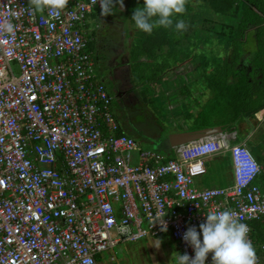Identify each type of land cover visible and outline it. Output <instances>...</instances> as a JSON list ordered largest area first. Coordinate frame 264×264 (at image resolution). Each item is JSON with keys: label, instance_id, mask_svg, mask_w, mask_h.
Returning <instances> with one entry per match:
<instances>
[{"label": "built area", "instance_id": "2783aa9c", "mask_svg": "<svg viewBox=\"0 0 264 264\" xmlns=\"http://www.w3.org/2000/svg\"><path fill=\"white\" fill-rule=\"evenodd\" d=\"M95 8L99 0H69L49 16L29 0H0V25H13L0 28V264H101L120 242L163 233L194 257L184 233L224 209L248 225L264 264L253 236L264 234V166L246 142L218 133L178 148L177 159L140 151L132 164L139 144L118 133L113 95L88 52ZM224 151L232 183L197 189Z\"/></svg>", "mask_w": 264, "mask_h": 264}, {"label": "rangeland", "instance_id": "374dc122", "mask_svg": "<svg viewBox=\"0 0 264 264\" xmlns=\"http://www.w3.org/2000/svg\"><path fill=\"white\" fill-rule=\"evenodd\" d=\"M195 1L197 2L194 7L195 9H190V11H188L189 13L182 18L187 26L186 29L182 31H177L175 29V32L167 31L169 45L167 47H162L161 50H164L165 53L158 57L149 58L147 53L142 50V45L151 43L157 47L158 44L155 39H148V33L138 30L135 25L132 24L131 18L133 14L128 15L124 13L120 16L125 23L123 27L122 22L118 21L119 23L117 24L122 28L112 25L109 22H105L103 25V20L106 16H103L100 10H98L100 11L98 17V11H96L94 15L88 16V21L85 23V26L87 24L89 27L88 31L84 30L87 39L92 38L93 31H102L100 34L107 32V36H104L106 39L110 41L122 39L125 42L124 47L126 52L131 54L132 59L130 65L133 71L134 85L137 91L140 92L141 98H143V105L141 107H130L131 120L139 132L138 137L135 135L139 143V148L132 153L133 165L139 163L140 151H150L153 153H158L159 151V153L162 152L167 155V152L159 148L161 142L168 139L171 131L182 132L190 130L193 124L187 118H193L200 106L203 107L205 105L211 108V105L207 104V100L212 95L209 86H214V80L204 79L205 75L203 74L202 68L198 69L195 73L193 69L199 65V62L205 61V55L210 58L213 57V59L221 55V53L216 52L217 50L215 52L210 50L216 47L218 48L217 45L221 42L220 39L210 40L209 36H211V34H207L205 23V28L203 30L198 29V26L203 24L204 19L208 18L211 14L205 15L206 7H210L212 0ZM191 7H193L192 2ZM242 12L241 9L239 14L242 15ZM114 15H116V13L110 14V17ZM98 18L100 20H98ZM195 31L198 36L194 35ZM87 34H89V36ZM196 37L197 39H195ZM159 39L160 37L157 40ZM196 40L201 41L204 46L201 45L198 49L196 47ZM222 41L224 43L233 42L230 39ZM208 42L210 44L209 46H207ZM132 43L134 46L130 49L129 47ZM187 43H189L188 46L186 45ZM157 49L158 50L155 52L156 54L161 52L160 47ZM89 53L94 59L98 57V53L94 48H90ZM177 53L179 54L177 55ZM188 54L192 57L188 56ZM200 56L202 59H200ZM188 58L190 59L188 60ZM178 60H183V62L177 63ZM190 67H192V69ZM103 68V62L98 61L96 63V73L98 77L101 76ZM14 69L16 74H19V68L16 64H14ZM172 69L175 71H173L174 74L170 72ZM173 75L183 77V83L185 84L183 88L177 89V84L173 81V79L177 77ZM179 93L184 94V96H180ZM175 102H179L181 106L175 108ZM184 115L187 116V118H185ZM252 121L253 119H251L249 123L247 122L246 131L242 132L239 129L235 131L237 132V140L235 142L240 143L243 139L250 136V141H260L262 147H264V117L261 120L254 119V122ZM123 133L130 137L133 136L127 131ZM149 142L153 143V145L149 144ZM165 157L169 160V156ZM222 170L220 166L217 167L216 164L212 162L209 166L208 173L196 179V188L204 190L213 186H227L229 183L224 182L221 177ZM259 182L260 180L258 183ZM144 225L147 227L146 224ZM112 236L114 239L118 237L116 231H112ZM170 237V235L154 237L149 234L138 241L120 242L110 251L99 254L97 259L102 264H170L173 252L184 254L183 249H180ZM259 252L264 257V252L261 250H259Z\"/></svg>", "mask_w": 264, "mask_h": 264}, {"label": "trees", "instance_id": "16d2710c", "mask_svg": "<svg viewBox=\"0 0 264 264\" xmlns=\"http://www.w3.org/2000/svg\"><path fill=\"white\" fill-rule=\"evenodd\" d=\"M128 1V15L134 14L135 9L144 6V0ZM191 2L194 4L196 1L189 0V3L185 4V10L187 5L189 6L188 11L195 9L194 6L191 7ZM209 13H211L210 16L205 18L203 23L206 24L207 34H211L209 36L210 40L220 39V42H223L222 40L230 39L233 42L230 48L218 46L217 49H210L213 52L217 50L216 52L221 53V55L214 57V59L205 55V61L199 62L205 75L204 79L214 80V86H209L212 95L207 100V104H210L211 108H208V106L203 107L204 110L198 113L190 130L217 126H222L224 130L232 129L245 119L254 118L255 114L264 106V64L254 65L252 71L249 72L247 66L238 61L240 55L245 51L244 44L247 30L251 26H259L264 18L261 14H251V16L242 14L239 16V11L232 8L227 0H212L210 7H206L205 15ZM172 19L175 27V22L181 20L182 17L173 16ZM167 31L164 27H158L154 28L151 34H148V39H155L158 44L157 47L151 43L142 45V50L149 57L157 55L155 52L159 47L162 51V47L165 46V42L168 40ZM194 35L198 36L196 31ZM159 37L160 39L157 40ZM209 45L208 42L207 46ZM263 49V47L260 48L262 55H264ZM228 52L233 54L228 56ZM200 59H202L201 56ZM118 133L124 134L121 130V124ZM253 236L258 239L259 245L264 243V234H253Z\"/></svg>", "mask_w": 264, "mask_h": 264}, {"label": "crops", "instance_id": "0c3cea01", "mask_svg": "<svg viewBox=\"0 0 264 264\" xmlns=\"http://www.w3.org/2000/svg\"><path fill=\"white\" fill-rule=\"evenodd\" d=\"M205 1H207V0H205ZM227 1L230 3V6L232 8H234L238 11H240L242 9V11H243L242 14H245L246 16L247 15L251 16V14L252 15L253 14H261V16L264 18V0H227ZM123 3H124V8L122 9V8H120L119 0H114V4H115L114 13H116V15H114L113 17H110V15H107L105 17V19L103 20V22H104L103 25L105 24V22H109L110 24L116 25L117 27H119L120 25L117 23H119L118 21H120V22H122V27H123V24L125 22L122 21L120 16L124 13L128 14L129 1L123 0ZM186 3L188 4L189 0H186ZM195 4H197V2H195L193 4L194 7H195ZM116 9L118 12L116 11ZM188 10H189V6L187 5V9L180 16L182 18H184V16L187 15V13H189ZM96 11H98V8L93 9V11L90 14H88V16L94 15L95 14L94 12H96ZM99 12L100 11H98V14L96 13L97 17L99 16ZM200 12H201V10H200ZM88 16L86 19V23L88 21ZM239 16H240V14H239ZM98 20H100V19L98 18ZM132 24H134L133 21H132ZM122 27L120 26L119 28H122ZM204 28H205L204 23L202 25L198 26L199 30H203ZM85 29L87 31L89 30V27L87 24L85 26ZM167 29H169L168 31H174L175 32L174 25L170 28H166V31H167ZM101 32L102 31H93L92 38H90V39L88 38L89 39L88 52H89L90 48H94L98 53V57L96 59H94V57L92 56L93 59L95 60L96 63L98 61L103 62L104 68L101 71L102 72L101 76H99L98 78L100 79V81L105 83V85L107 86V89L111 93V95H112V92H114V91H112V89H110V86H113V85L116 86V88L121 87L120 89L122 91H124L123 99H121L119 102L117 100V103H118V105L122 111V117L120 118L118 116V114L117 115H116V113H114V114L117 117V119L119 120V123L121 124L122 132L127 131L128 133H131L133 135L131 137H133L137 141L138 135L134 132V130H131V128H133L138 132L137 127L132 122V120H131L132 118L130 117V113H131L130 107L131 108H135V106L141 107L143 105V98H141V94H139L140 92L137 91L136 86L134 85L133 71H132V67L130 65L132 57H131V54L126 52L125 47H124L125 42L122 39L110 41L104 37V36H107L108 33L106 32L104 34H100ZM121 34H123V33H121ZM87 35L89 36V34H87ZM167 35H168V33H167ZM170 42H171V40H170ZM196 44H197L198 49L200 48L201 45L204 46V44H202L201 41H199V40L196 42ZM168 45H169V42L167 40L165 42V47H167ZM186 45L188 46L189 43H187ZM133 46H134V44L132 43V44H130L129 48L132 49ZM217 46H225L224 48H230L232 46V42H228V43H224V42L222 43L221 42ZM244 46H245V51L243 54L240 55V58L238 61L240 63H242V65H246L248 71L251 72L254 65H256V64L262 65V63L264 64V55H262L261 50H260L261 47L264 48V20L262 21V23L259 26H251L247 30V33L245 36ZM100 48H102V52H103L101 57L99 55L100 54V52H99ZM194 52H196V51H194ZM164 53L165 52L163 50V51L159 52L157 55H155L154 57H158ZM263 53H264V49H263ZM178 54L179 53H177V55ZM232 54H233L232 52L227 53L228 56H231ZM183 56H184V54H183ZM188 56H190V54H188ZM149 58H152V57H149ZM183 59H184V57H183ZM189 59L190 58H188V60ZM179 62L181 63V62H183V60H181V61L178 60L177 63H179ZM194 66H196V65H194ZM201 67L202 66H200V64L197 65V67H194L193 72L195 73ZM190 68L192 69V67H190ZM106 69H107V72L104 74V70H106ZM173 71H174V69L170 70V72H173ZM95 72H96V64H95ZM174 72H173V74H174ZM96 75H97V73H96ZM173 76H176V75H173ZM109 78H112L114 81L106 80ZM182 78L183 77L180 76V77H177L176 79H173L175 84H177V89H181L185 86V84L183 83L184 79H182ZM169 89H171V88H169ZM175 93H178V92H175ZM179 94H180V96H184V94H182V93H179ZM175 103H176V105L174 106L175 108L181 106L179 104V102H175ZM203 107L200 106L199 110H197V113L194 115L193 118H187V116H185V115H184V117L189 119L192 122V124L194 125L198 113L202 112L204 110ZM263 117H264V106L255 114L254 118H250V120L245 119L243 122H241L240 124H238L237 126H235L232 129H227V130L223 129L224 130L223 131L224 137H227V138H234L235 137V140H237V132H235V131H237L238 129L242 132L246 131L247 130V122L249 123L251 121V119H253L252 122H254V119L261 120ZM240 131H239V133H240ZM173 132L174 131H171V133H173ZM220 134H222V133H220ZM250 140H251V138L249 136L248 138L243 139L242 142H246L247 146L253 152V154L255 155L258 162L262 166H264V147H262L260 141H258V142L253 141L252 142ZM137 143H138V141H137ZM149 144L153 145V143H150V142H149ZM167 144H168V142H167ZM159 149L163 150L162 148H159ZM178 150L179 149L175 150V149L167 147L166 150H164L165 152H167V155L163 154L162 152H160V154H163L164 156H169V159H177L178 158ZM156 151H158V150H156ZM158 153H159V151H158ZM212 162H214L217 167L220 166V169H223L221 172V177H222L224 182H227V183H229L228 185H230L232 183V171H231L232 167H231V159H230L229 151H224L223 153L216 155V156L212 157L211 159H209L207 161V173L209 170V166L212 164ZM163 235H170V234L169 233H163L161 235L154 236V237H159V236H163ZM170 238H172V236ZM174 242H175V244H177L180 247V245L177 241L174 240ZM180 249H182V248L180 247Z\"/></svg>", "mask_w": 264, "mask_h": 264}, {"label": "clouds", "instance_id": "9594fccd", "mask_svg": "<svg viewBox=\"0 0 264 264\" xmlns=\"http://www.w3.org/2000/svg\"><path fill=\"white\" fill-rule=\"evenodd\" d=\"M68 4L69 0H29L32 13L43 14L47 10L49 16H59ZM99 4L103 16L114 14V0H99ZM119 4L123 9V0H119ZM185 4L186 0H144V6L134 10L131 21L138 30L151 34L154 28L172 27V17L182 15ZM186 27L182 19L175 22L177 31ZM0 28L10 32L13 25L6 23ZM205 216L206 222L200 224L199 231L192 226L183 235L184 242L194 249V257L173 252L170 264H205L210 253L212 264H257L256 251L248 237L249 227L236 219L234 210L209 211ZM163 230H167L166 226Z\"/></svg>", "mask_w": 264, "mask_h": 264}, {"label": "water", "instance_id": "95a60500", "mask_svg": "<svg viewBox=\"0 0 264 264\" xmlns=\"http://www.w3.org/2000/svg\"><path fill=\"white\" fill-rule=\"evenodd\" d=\"M223 131L224 130L222 126H217L215 128L174 132L169 135L167 140L165 139L161 142L160 148L166 150V148L169 147L176 150L183 145L198 141L211 135L223 133Z\"/></svg>", "mask_w": 264, "mask_h": 264}, {"label": "flooded vegetation", "instance_id": "af4514ba", "mask_svg": "<svg viewBox=\"0 0 264 264\" xmlns=\"http://www.w3.org/2000/svg\"><path fill=\"white\" fill-rule=\"evenodd\" d=\"M100 51V57H101V55L103 54V52H102V48H100L99 49ZM107 72V69L106 70H104V74ZM106 80H109V81H114L112 78H109V79H106ZM121 87H117L116 88V86H110V89H112V91H114V92H112V95H113V98H114V100H113V111H114V113H116V115L118 114V116L121 118L122 117V111H121V108L119 107V105H118V103H117V100H118V102L121 100V99H123V96H124V91H122L121 89H120ZM131 130H134V132L138 135V132L135 130V129H133V128H131ZM139 136V135H138Z\"/></svg>", "mask_w": 264, "mask_h": 264}]
</instances>
